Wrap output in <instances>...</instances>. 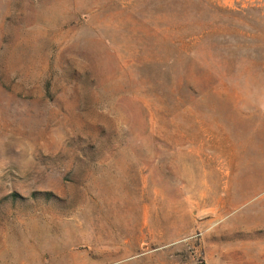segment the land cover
<instances>
[{"label": "rangeland", "instance_id": "374dc122", "mask_svg": "<svg viewBox=\"0 0 264 264\" xmlns=\"http://www.w3.org/2000/svg\"><path fill=\"white\" fill-rule=\"evenodd\" d=\"M0 264H264V0H0Z\"/></svg>", "mask_w": 264, "mask_h": 264}]
</instances>
